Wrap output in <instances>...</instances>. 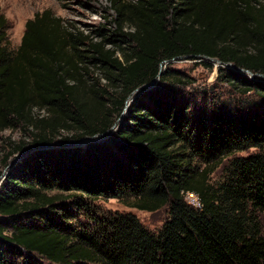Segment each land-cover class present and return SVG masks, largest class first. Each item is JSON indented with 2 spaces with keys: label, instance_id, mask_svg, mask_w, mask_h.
Listing matches in <instances>:
<instances>
[{
  "label": "trees",
  "instance_id": "obj_1",
  "mask_svg": "<svg viewBox=\"0 0 264 264\" xmlns=\"http://www.w3.org/2000/svg\"><path fill=\"white\" fill-rule=\"evenodd\" d=\"M108 2L115 29L107 41L117 51L73 34L45 10L26 21L10 52L0 14V132L32 130L1 166L25 148L36 150L0 183V264H264L259 76L217 67L225 83L258 98L243 113L207 95L196 107L158 84L135 95L125 123L100 141L43 148L105 134L127 98L156 78L183 84L161 71L164 62L190 59L211 69L207 57L264 76V0ZM90 66L104 72L115 94L90 84ZM33 110L46 115L33 117ZM249 149L257 152L235 156ZM224 160L222 179L211 184ZM98 199L140 212L166 207L167 219L150 231L130 213L98 215Z\"/></svg>",
  "mask_w": 264,
  "mask_h": 264
},
{
  "label": "rangeland",
  "instance_id": "obj_2",
  "mask_svg": "<svg viewBox=\"0 0 264 264\" xmlns=\"http://www.w3.org/2000/svg\"><path fill=\"white\" fill-rule=\"evenodd\" d=\"M45 10L50 11L54 17L62 20V26L68 28L73 34L86 36L92 43L104 42V50H118V43L107 41L111 38L115 29L113 23L114 13L110 10L108 0H0V14L4 16L7 21L5 40L10 52H15L20 46L26 21L33 19L35 14H40ZM123 32H130V28L126 26L123 29ZM211 63L213 68L209 69L190 59H180L179 61H172L170 63L164 62L161 66V71H166L174 75L177 80L180 78L183 84L176 83L173 81V77L172 79L170 77L168 81L161 83H159L157 79L147 88H152L159 84L162 87H171L174 90H179L186 100H193V102H196V107L199 105L200 99L203 95L210 96L219 102H223L224 105H228L233 110V107H235L236 110L238 108L241 110V108L243 109L248 103L251 105V102L258 101V98L254 95L246 97L241 94L239 90L235 89L230 84L225 83L223 79L224 73H220L217 69V67L221 65H217L215 62ZM86 71V78L89 79L90 84L94 85L95 89H99L102 93L106 92L112 95L116 93L114 88L105 80L104 72L100 68L90 66ZM247 76L250 78L249 75ZM135 95L136 94H134L129 100L125 101L124 109L121 111L119 118L116 119L114 124L115 127L112 130L125 123V119L128 116L127 109ZM243 112L244 109L242 110V113ZM45 115L46 114L43 111H32V116L36 118L45 117ZM30 131L32 130H23L21 126H18L14 129L0 132V172L1 174H4V178L10 171L11 166L22 159V156L29 158L31 154L36 151L31 150V148H25L21 154L14 155L10 158L6 168L1 166V159L4 154L8 153L15 145L21 142L26 144L30 142ZM60 134L62 136L66 135L64 132ZM101 139L103 138H98L97 140H93V142L100 141ZM61 143L62 142L57 141L51 146L49 145L43 148H55L56 150L62 149L64 146L54 145ZM86 144L87 143L82 141L78 145L79 147L80 145L81 147H84ZM256 152V149H249L237 153L235 156L245 157ZM226 165L227 160H224L215 169L210 176L211 184H216L222 179V172ZM4 178L2 177L1 182ZM188 203L193 206L197 204L195 202L193 204L190 202ZM94 210L98 215L102 216H114L115 214L127 213L133 214L137 217L139 222L150 231H158L162 227L167 219L168 212L166 207L155 212H140L127 207L116 199H98L94 202ZM77 217L78 221L85 222L81 216ZM260 222L264 232V215H261ZM42 264L47 263L43 262Z\"/></svg>",
  "mask_w": 264,
  "mask_h": 264
},
{
  "label": "water",
  "instance_id": "obj_3",
  "mask_svg": "<svg viewBox=\"0 0 264 264\" xmlns=\"http://www.w3.org/2000/svg\"><path fill=\"white\" fill-rule=\"evenodd\" d=\"M204 59L208 60L209 62H215L217 65H221L223 67H226L228 69H231V70H234V71H237L241 74H247L250 76V78H254L255 76H259L263 81H264V76L263 75H255V74H252L250 73L249 71H246V70H243L241 68H238L236 67L234 64H231V63H225V64H222L220 61L216 60V59H210V58H207V57H203ZM180 59V58H179ZM167 63V62H166ZM157 80L154 79L152 80L149 84L147 85H144L138 89H136L128 98L127 100H129L130 98H132V96L134 94H139L140 92L143 91L144 88H147L149 87V85H151L152 83H154L155 81ZM115 127V125H113V127L107 131L105 134H102V135H97V136H94V137H85V138H82L81 140H78V141H71V142H68V143H61V144H54V145H60V146H64V147H74V146H79L78 144L81 143L82 141H84L85 143H88V142H92L93 140H96L98 138H102L104 137L105 135L109 134L112 129ZM51 146V145H50ZM2 177L4 178V174H1L0 176V182H1V179Z\"/></svg>",
  "mask_w": 264,
  "mask_h": 264
},
{
  "label": "built area",
  "instance_id": "obj_4",
  "mask_svg": "<svg viewBox=\"0 0 264 264\" xmlns=\"http://www.w3.org/2000/svg\"><path fill=\"white\" fill-rule=\"evenodd\" d=\"M187 198H188L189 200H188ZM187 200H188V202H190V203H192V204H193L194 202L197 203L194 207H197V206H198V200H197V197L194 196L193 194H188V195L186 196V201H187ZM188 202H187V203H188ZM188 204H189V203H188ZM192 206H193V205H192Z\"/></svg>",
  "mask_w": 264,
  "mask_h": 264
}]
</instances>
